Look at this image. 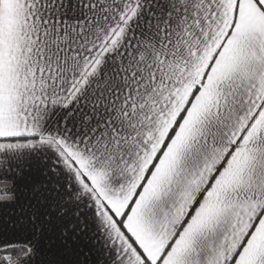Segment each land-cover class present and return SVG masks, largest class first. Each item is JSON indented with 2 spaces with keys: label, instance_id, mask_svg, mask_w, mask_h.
<instances>
[{
  "label": "snow or ice",
  "instance_id": "obj_1",
  "mask_svg": "<svg viewBox=\"0 0 264 264\" xmlns=\"http://www.w3.org/2000/svg\"><path fill=\"white\" fill-rule=\"evenodd\" d=\"M0 264H264V0H0Z\"/></svg>",
  "mask_w": 264,
  "mask_h": 264
}]
</instances>
